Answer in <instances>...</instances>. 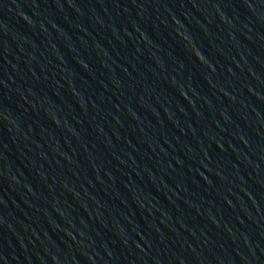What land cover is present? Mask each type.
Returning <instances> with one entry per match:
<instances>
[{
  "label": "water",
  "instance_id": "95a60500",
  "mask_svg": "<svg viewBox=\"0 0 264 264\" xmlns=\"http://www.w3.org/2000/svg\"><path fill=\"white\" fill-rule=\"evenodd\" d=\"M0 264H264V0H0Z\"/></svg>",
  "mask_w": 264,
  "mask_h": 264
}]
</instances>
